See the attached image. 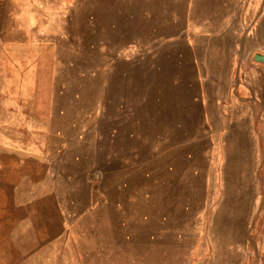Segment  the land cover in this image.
I'll return each instance as SVG.
<instances>
[{
  "label": "rangeland",
  "instance_id": "obj_1",
  "mask_svg": "<svg viewBox=\"0 0 264 264\" xmlns=\"http://www.w3.org/2000/svg\"><path fill=\"white\" fill-rule=\"evenodd\" d=\"M264 0H0V264H264Z\"/></svg>",
  "mask_w": 264,
  "mask_h": 264
},
{
  "label": "water",
  "instance_id": "obj_2",
  "mask_svg": "<svg viewBox=\"0 0 264 264\" xmlns=\"http://www.w3.org/2000/svg\"><path fill=\"white\" fill-rule=\"evenodd\" d=\"M253 59H254L256 62L264 63V54H261V53H255L254 56H253Z\"/></svg>",
  "mask_w": 264,
  "mask_h": 264
}]
</instances>
